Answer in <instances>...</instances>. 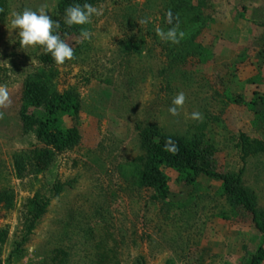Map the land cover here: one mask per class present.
I'll return each mask as SVG.
<instances>
[{
  "label": "rangeland",
  "instance_id": "rangeland-1",
  "mask_svg": "<svg viewBox=\"0 0 264 264\" xmlns=\"http://www.w3.org/2000/svg\"><path fill=\"white\" fill-rule=\"evenodd\" d=\"M60 0H9L0 21V84L11 103L0 108V203L2 264H249L262 244L249 217L221 195L222 182L202 177L201 191L169 176L168 200L126 182L119 165L146 155L141 133L156 126L165 134L199 138L201 164L220 174L243 170V182L264 209V153L244 158L241 136L264 141V116L228 94L264 96V0H99L81 33L66 38L74 56L54 66L55 90L80 103L78 143L57 153L42 171L32 152L46 148L21 117L24 85L36 79L45 53L22 49L12 29L13 12L44 7L53 20ZM176 6L185 32L179 44L162 41L164 14ZM196 8V9H195ZM184 15V16H183ZM150 18L147 24L141 20ZM185 102L172 115L173 98ZM35 118L44 110L33 109ZM201 113L194 120L191 113ZM23 157V175L15 159ZM38 172V173H36ZM60 192L57 194V191ZM49 199L47 213L28 234L25 205ZM4 239V240H2Z\"/></svg>",
  "mask_w": 264,
  "mask_h": 264
},
{
  "label": "trees",
  "instance_id": "trees-1",
  "mask_svg": "<svg viewBox=\"0 0 264 264\" xmlns=\"http://www.w3.org/2000/svg\"><path fill=\"white\" fill-rule=\"evenodd\" d=\"M99 0H60L57 13L61 17L57 21L60 27L57 29L61 38H66L72 34L80 33L82 26H67L63 22L65 9L72 4L85 2L95 4ZM10 9L9 0H0V21H2ZM196 9V8H195ZM174 17L180 19L182 14L179 9L171 7ZM184 16V15H183ZM165 18V14H164ZM175 23V20L174 22ZM167 28L172 25L166 24ZM40 61L43 65L40 68L36 79L28 80L24 85L23 104L21 117L26 128L34 129L37 138L46 144V148L36 149L31 154L33 156V169L42 171L49 167L54 161L55 155L74 147L80 138V132L76 125L64 126V120L76 118L80 110V103L75 96L70 93H59L55 90L53 79L56 74L55 61L50 54L44 53ZM238 105L246 106L256 114L264 116V96L254 99H247L245 96L228 94ZM43 109L44 115L35 118L33 109ZM171 138L177 145L178 151L173 154L164 148L165 142ZM244 158L250 155L264 153V141L252 140L246 135L241 136ZM142 147L146 155L119 165L120 176L129 184L137 188H148L154 191L155 199L168 200L171 194L169 176L164 172V168L173 169L178 173V180L191 187L190 197L201 191L202 177L218 179L222 182L221 195L229 202L234 210L241 217H249L252 220L253 228L262 237V244L257 249L249 264H264V209L259 208L254 196L243 182V170L237 174H220L206 169L201 164L203 152V142L195 137L173 136L165 134L156 126H150L141 133ZM23 157L17 156L15 166L20 175H23ZM36 172V173H38ZM60 190L57 191V194ZM5 201L6 209L13 208V198L7 194L0 193V203ZM50 200L39 194L30 198L25 205L27 209L26 219L28 234L35 229L37 222L47 213ZM4 240V239H2ZM0 264H2L0 262Z\"/></svg>",
  "mask_w": 264,
  "mask_h": 264
},
{
  "label": "clouds",
  "instance_id": "clouds-1",
  "mask_svg": "<svg viewBox=\"0 0 264 264\" xmlns=\"http://www.w3.org/2000/svg\"><path fill=\"white\" fill-rule=\"evenodd\" d=\"M47 13L48 11L44 7L37 10L25 8L20 12H13L10 23L12 29L18 32L19 44L22 49L39 46L45 53L51 55L56 64L62 65L66 60L73 58L74 50L58 33L57 29L60 27V22L53 20ZM101 15H103L102 8L88 2L82 5L75 3L65 9L63 22L69 27L83 26L90 24L93 16ZM149 19L145 18L140 23L147 24ZM174 20L175 23H173ZM165 23L172 26L166 30L159 26L156 27V35L164 42L179 44L184 38L185 32L179 28V19L174 17L171 9L165 14ZM80 33L84 39H91L92 33L89 29L82 27ZM184 102L185 95L180 92L173 98L172 106L169 107L168 111L172 115H176ZM10 103L8 85L0 84V108L7 107ZM191 118L194 120L201 119V113L193 112ZM164 148L173 154L178 151L177 145L171 138L165 142Z\"/></svg>",
  "mask_w": 264,
  "mask_h": 264
}]
</instances>
